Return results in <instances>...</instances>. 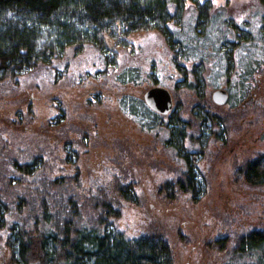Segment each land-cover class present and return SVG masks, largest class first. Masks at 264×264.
<instances>
[{
	"label": "rangeland",
	"instance_id": "374dc122",
	"mask_svg": "<svg viewBox=\"0 0 264 264\" xmlns=\"http://www.w3.org/2000/svg\"><path fill=\"white\" fill-rule=\"evenodd\" d=\"M209 1L213 25L220 26L221 37L225 34L229 39L224 45L228 51L236 38L234 23L241 26L246 21L254 34L261 32L264 12L259 0ZM198 3L187 0L180 20L169 22L170 30L201 34ZM168 9L174 13L173 5ZM126 39L131 43L127 48L106 39L116 52L114 62H106L90 46L80 51L68 47L51 64L36 66L17 82L0 84V159L23 163L40 157L41 168L25 177L26 188L36 178H77L70 194L84 203L83 220L89 214L85 200L98 191L104 193L120 211L112 221L114 228L128 238L163 237L171 247L173 264H223L239 235L264 229V185H248L236 172L264 152V67L250 80L242 100L226 78H220L217 87L207 85L202 99L179 87L178 114L187 124L204 114L207 121L186 129L184 147L174 148L164 142L167 130L142 129L119 107L122 96L142 98L147 89L161 86L170 91L175 108L173 90L182 74L173 61V50L155 29ZM180 62L192 65V61ZM125 78L131 80L122 83ZM217 88L232 95L233 106L212 101ZM185 152L195 165L199 189L195 195L180 192L175 184L186 168ZM3 168L0 161V187ZM127 183L134 186L132 194L120 192L121 184ZM24 187L13 192L22 194ZM13 196L3 198L9 211L0 215V264H12L7 239L17 215Z\"/></svg>",
	"mask_w": 264,
	"mask_h": 264
},
{
	"label": "trees",
	"instance_id": "16d2710c",
	"mask_svg": "<svg viewBox=\"0 0 264 264\" xmlns=\"http://www.w3.org/2000/svg\"><path fill=\"white\" fill-rule=\"evenodd\" d=\"M186 1L0 0V84L17 82L20 76L36 66L51 64L63 56L68 47L80 51L90 46L106 62H114L116 52L108 47L107 38L113 40L116 47L127 48L131 43L126 38L132 33L159 30L168 40L173 50V61L182 74L173 90L176 109L172 108L164 121V115L147 107L142 98L124 95L119 99V107L142 129L160 127L167 130L165 144L174 148L183 146L186 129L201 127L207 116L201 115L199 120L187 124L178 114L180 101L176 91L179 87L204 98L207 85L217 87V81L226 78L228 86L233 87L242 100L250 80L264 67V24L256 35L246 21L241 26L234 23L236 38L230 41L228 51L224 45L229 39L225 34L221 37L223 31L220 26L213 25L209 0L201 4L190 0L198 3L197 23L203 27L201 34L185 35L183 30H170L169 22L180 20ZM259 2L264 12V0ZM170 4L174 6L173 14L168 9ZM262 17L264 19V15ZM181 60L192 61V65L186 67ZM204 71H207V76ZM130 73L127 72L128 75ZM129 78L121 82H128ZM231 97L229 94L228 103L233 106ZM182 158L186 168L182 178L175 182L177 190L195 195L199 190L195 165L188 152ZM4 160L0 159L4 163L0 215L9 211L4 197L14 195L13 201H17V215L7 239L10 263L173 264L171 247L163 237L145 234L128 238L114 228L112 221L120 216V211L104 193L98 191L85 200L89 214L83 220L81 210L84 203H80L77 195L70 194L73 191L71 185L77 178H36L26 188L24 186L29 181L25 177L34 176L41 168L40 157L23 163L16 158ZM236 172L248 185H264V152L248 159ZM15 173L18 178L13 177ZM18 186L24 187L25 192L14 193L13 189ZM120 190L122 194H132L134 186L132 183L121 184ZM223 264H264V229H253L239 235Z\"/></svg>",
	"mask_w": 264,
	"mask_h": 264
},
{
	"label": "water",
	"instance_id": "95a60500",
	"mask_svg": "<svg viewBox=\"0 0 264 264\" xmlns=\"http://www.w3.org/2000/svg\"><path fill=\"white\" fill-rule=\"evenodd\" d=\"M142 99L151 110L162 115L169 112L173 104L170 91L161 86L147 89ZM211 99L217 105H224L228 102V92L223 88H217L212 91Z\"/></svg>",
	"mask_w": 264,
	"mask_h": 264
},
{
	"label": "flooded vegetation",
	"instance_id": "af4514ba",
	"mask_svg": "<svg viewBox=\"0 0 264 264\" xmlns=\"http://www.w3.org/2000/svg\"><path fill=\"white\" fill-rule=\"evenodd\" d=\"M226 90V89H225ZM227 91V90H226ZM228 92V91H227ZM228 99H229V92H228ZM148 107V106H147Z\"/></svg>",
	"mask_w": 264,
	"mask_h": 264
}]
</instances>
